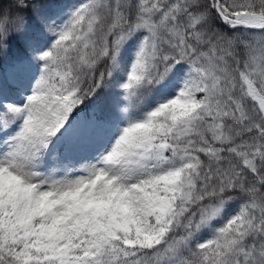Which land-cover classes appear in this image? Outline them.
<instances>
[{
    "label": "snow or ice",
    "instance_id": "snow-or-ice-1",
    "mask_svg": "<svg viewBox=\"0 0 264 264\" xmlns=\"http://www.w3.org/2000/svg\"><path fill=\"white\" fill-rule=\"evenodd\" d=\"M0 264H264V0H0Z\"/></svg>",
    "mask_w": 264,
    "mask_h": 264
}]
</instances>
